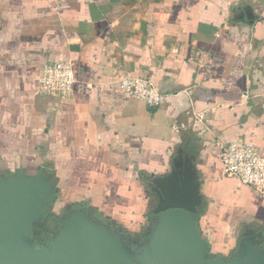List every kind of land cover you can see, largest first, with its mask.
<instances>
[{
	"label": "crops",
	"instance_id": "obj_1",
	"mask_svg": "<svg viewBox=\"0 0 264 264\" xmlns=\"http://www.w3.org/2000/svg\"><path fill=\"white\" fill-rule=\"evenodd\" d=\"M65 61L73 96L41 94V70ZM123 77L151 79L162 103L128 97ZM237 139L264 154V0H0V175L46 169L71 209L135 240L154 183L191 179L201 234L228 258L264 232V191L221 163Z\"/></svg>",
	"mask_w": 264,
	"mask_h": 264
},
{
	"label": "water",
	"instance_id": "obj_2",
	"mask_svg": "<svg viewBox=\"0 0 264 264\" xmlns=\"http://www.w3.org/2000/svg\"><path fill=\"white\" fill-rule=\"evenodd\" d=\"M158 203L153 226L137 250L127 234L102 221L88 206L62 217L64 226L46 243L44 209L51 208L59 181L48 170L0 175V264H264V232L242 234L233 255L212 253L198 225L201 199L191 179L154 183Z\"/></svg>",
	"mask_w": 264,
	"mask_h": 264
},
{
	"label": "built area",
	"instance_id": "obj_3",
	"mask_svg": "<svg viewBox=\"0 0 264 264\" xmlns=\"http://www.w3.org/2000/svg\"><path fill=\"white\" fill-rule=\"evenodd\" d=\"M76 83L69 61L46 65L39 75V92L61 100L73 96ZM120 84L126 95L157 107L163 96L149 78L123 77ZM220 159L227 177L237 179L257 192L264 191V154L253 144L241 139L219 144Z\"/></svg>",
	"mask_w": 264,
	"mask_h": 264
},
{
	"label": "flooded vegetation",
	"instance_id": "obj_4",
	"mask_svg": "<svg viewBox=\"0 0 264 264\" xmlns=\"http://www.w3.org/2000/svg\"><path fill=\"white\" fill-rule=\"evenodd\" d=\"M58 193L56 194V201H55L56 203L53 204V206L51 207V210L54 208V206H56L58 200L60 199ZM71 210H72L71 209V206H65V208L61 211L60 214H55V216L56 215H59L60 216L59 220H60L61 223L55 222L53 220L49 221L48 224H45L44 223V228H43L44 235H43V237L41 239V242H40L41 244H45L46 242H48L53 237V235L56 232H58L59 229L62 226H64V222L62 220V217L64 215L68 214ZM139 240H141V238Z\"/></svg>",
	"mask_w": 264,
	"mask_h": 264
},
{
	"label": "rangeland",
	"instance_id": "obj_5",
	"mask_svg": "<svg viewBox=\"0 0 264 264\" xmlns=\"http://www.w3.org/2000/svg\"><path fill=\"white\" fill-rule=\"evenodd\" d=\"M65 203H69L70 204V202H67V201H64L63 202V204H61L60 206H54V208L51 210V208H47V209H44V213L46 212V213H48V212H52V213H55V214H60L61 213V211H60V208H61V206L62 205H64ZM45 213V221H44V223L45 224H48L49 223V221H51V220H53V221H55V222H58V223H61L60 222V220L56 217V216H48L47 214ZM43 235H44V232L43 231H41L40 233H39V235H38V240H39V242H41V239H42V237H43ZM127 239L131 242V247L134 249V250H137V248L140 246L139 244L140 243H136V242H134V240L132 239V238H130L129 236L127 237ZM49 243H45L44 245H42V247L43 246H47Z\"/></svg>",
	"mask_w": 264,
	"mask_h": 264
},
{
	"label": "trees",
	"instance_id": "obj_6",
	"mask_svg": "<svg viewBox=\"0 0 264 264\" xmlns=\"http://www.w3.org/2000/svg\"><path fill=\"white\" fill-rule=\"evenodd\" d=\"M55 201H56V199H55ZM54 201V203H56ZM63 201H62V197H60V199L58 200V202H57V206H60L61 204H63L62 203ZM154 203V202H153ZM153 205V208H151V210H150V212H153V210L156 208V206L154 205V204H152ZM65 206H71V204H69V203H65L64 205H62L61 206V208H60V211H62L64 208H65ZM83 206H86V204L85 205H81V204H77L76 206H75V208H78V207H83ZM92 210L94 211V212H96L97 213V216L98 217H101V214L99 213V212H97L94 208H92ZM47 212V211H46ZM45 212V213H46ZM48 216H55V213H52L51 211L50 212H48V213H46ZM56 217L59 219L60 218V216L59 215H56ZM148 218H149V220L150 219H152L153 218V215L151 216V213H150V215L148 214V216H147ZM149 230V229H148ZM148 230L147 229H145L144 231H143V233L140 235V236H138L137 237V235L135 236V238H137V239H142V238H144L145 237V235L147 234V232H148ZM121 231H123V230H121ZM123 232H125V231H123ZM135 233V232H134Z\"/></svg>",
	"mask_w": 264,
	"mask_h": 264
}]
</instances>
